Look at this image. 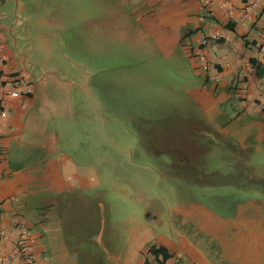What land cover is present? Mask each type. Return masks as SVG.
<instances>
[{
	"label": "crops",
	"instance_id": "obj_1",
	"mask_svg": "<svg viewBox=\"0 0 264 264\" xmlns=\"http://www.w3.org/2000/svg\"><path fill=\"white\" fill-rule=\"evenodd\" d=\"M68 26L136 62L109 103L163 192L119 168L101 181L82 160L55 38ZM210 34L221 39L200 46ZM0 112V264H21L19 224L33 264H264V0H0Z\"/></svg>",
	"mask_w": 264,
	"mask_h": 264
},
{
	"label": "rangeland",
	"instance_id": "obj_2",
	"mask_svg": "<svg viewBox=\"0 0 264 264\" xmlns=\"http://www.w3.org/2000/svg\"><path fill=\"white\" fill-rule=\"evenodd\" d=\"M85 4L87 3L85 2ZM73 25L78 27L76 22H73ZM68 27V32L63 31L60 34L54 32L57 35L55 38L61 40V43L57 45V53L62 59V54L68 60L71 58L69 61L63 59L59 65H62L61 67L66 70L65 79L72 80L71 85L75 91L74 98L76 100L70 98L69 103L70 105L75 103L74 105L78 107L77 109L74 105V107L72 106V108L77 109L75 111L77 118L75 124H78V135L84 138L82 160L85 165L89 166L87 167L89 170L96 169V174L101 181H107L109 178H112L113 182L122 180L121 173L114 170L119 168L126 176L132 178L133 182L146 183L147 180L150 194H155L156 191L158 193L163 192L167 180L164 176H161L162 179L159 178L155 173L157 171H153L155 163L151 162L148 157L135 156L136 147L138 150L144 149L140 145L142 143L136 141L132 135H125V131H128L130 127L125 125L121 118H114V111H111L109 103L108 87L113 84L117 70L131 71L130 67H133L136 62L113 60L112 56H117L118 50L121 49L115 46L116 51L114 50L107 34L100 39L93 40L92 33L87 32L82 38L78 37L77 31L72 26ZM77 44H79L78 48ZM72 48L79 49V52L78 50L73 51ZM93 56L96 57L94 61L92 60ZM59 68L57 64L51 65L47 70L52 72ZM150 71L156 72V77H158V71L153 68H150ZM159 72L161 73L160 70ZM164 96L167 101L169 99L173 101V95L169 92H165ZM173 102H175L173 105L177 111L176 116L189 115L190 110L185 108L181 101L180 103L176 100ZM171 110L169 105H166L164 109L159 111L168 119L167 117L172 116L170 115V113L172 114ZM155 112L157 113L155 109L149 110V123L156 117ZM114 119L121 122L118 123ZM68 124V131L73 132L75 129L71 125L72 122ZM180 133L182 138L180 141L187 143L188 135H184L186 131L181 129ZM146 143L151 144L149 141ZM161 160L166 165L170 162V158L167 156ZM116 197L118 196L116 195ZM133 214H136L135 210Z\"/></svg>",
	"mask_w": 264,
	"mask_h": 264
},
{
	"label": "built area",
	"instance_id": "obj_3",
	"mask_svg": "<svg viewBox=\"0 0 264 264\" xmlns=\"http://www.w3.org/2000/svg\"><path fill=\"white\" fill-rule=\"evenodd\" d=\"M222 5L226 8L227 16L232 15V10L227 1H223ZM221 39L220 35L210 34V35H200L199 45L202 47L207 46L210 43L218 42ZM198 62L202 63V69H205L204 65V55L199 52L195 54ZM0 116H3V112H0ZM19 234L15 241L16 255L21 260V264H33V256L29 253V231L22 224L18 225Z\"/></svg>",
	"mask_w": 264,
	"mask_h": 264
}]
</instances>
